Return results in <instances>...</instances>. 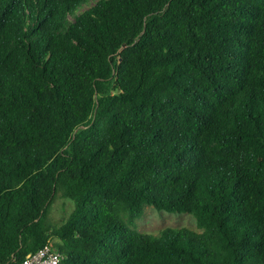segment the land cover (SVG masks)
I'll list each match as a JSON object with an SVG mask.
<instances>
[{
  "label": "trees",
  "instance_id": "trees-1",
  "mask_svg": "<svg viewBox=\"0 0 264 264\" xmlns=\"http://www.w3.org/2000/svg\"><path fill=\"white\" fill-rule=\"evenodd\" d=\"M146 205L200 230L143 232ZM49 241L264 264V0H0V264Z\"/></svg>",
  "mask_w": 264,
  "mask_h": 264
},
{
  "label": "rangeland",
  "instance_id": "rangeland-1",
  "mask_svg": "<svg viewBox=\"0 0 264 264\" xmlns=\"http://www.w3.org/2000/svg\"><path fill=\"white\" fill-rule=\"evenodd\" d=\"M74 206L73 200L58 197L52 206L54 221L62 222L73 210ZM136 226L139 230L148 233H160L169 227L200 230L194 214L190 212H171L165 209L160 210L154 205L145 206L143 214L137 219Z\"/></svg>",
  "mask_w": 264,
  "mask_h": 264
},
{
  "label": "built area",
  "instance_id": "built-area-1",
  "mask_svg": "<svg viewBox=\"0 0 264 264\" xmlns=\"http://www.w3.org/2000/svg\"><path fill=\"white\" fill-rule=\"evenodd\" d=\"M63 253L52 241H49L37 251L31 252L20 264H60Z\"/></svg>",
  "mask_w": 264,
  "mask_h": 264
}]
</instances>
